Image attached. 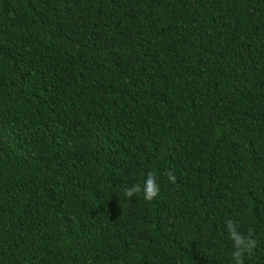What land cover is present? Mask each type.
<instances>
[{"label": "trees", "instance_id": "trees-1", "mask_svg": "<svg viewBox=\"0 0 264 264\" xmlns=\"http://www.w3.org/2000/svg\"><path fill=\"white\" fill-rule=\"evenodd\" d=\"M229 219L264 264V0H0V264H233Z\"/></svg>", "mask_w": 264, "mask_h": 264}, {"label": "clouds", "instance_id": "clouds-1", "mask_svg": "<svg viewBox=\"0 0 264 264\" xmlns=\"http://www.w3.org/2000/svg\"><path fill=\"white\" fill-rule=\"evenodd\" d=\"M167 176L171 183L176 182L175 174L172 171H168ZM141 192H143V198L146 201H152L159 195L160 186L153 173H147L142 186L141 184H134L124 189V195L129 199ZM226 227L234 249L232 252L233 264H245V256H251L257 245V241L252 238V231L249 230L247 235L241 233L236 222L231 219L227 221Z\"/></svg>", "mask_w": 264, "mask_h": 264}]
</instances>
